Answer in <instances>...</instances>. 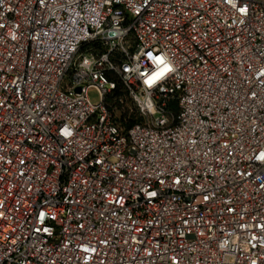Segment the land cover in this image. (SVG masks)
Segmentation results:
<instances>
[{
    "label": "built area",
    "instance_id": "2783aa9c",
    "mask_svg": "<svg viewBox=\"0 0 264 264\" xmlns=\"http://www.w3.org/2000/svg\"><path fill=\"white\" fill-rule=\"evenodd\" d=\"M0 264H264V0H0Z\"/></svg>",
    "mask_w": 264,
    "mask_h": 264
},
{
    "label": "rangeland",
    "instance_id": "374dc122",
    "mask_svg": "<svg viewBox=\"0 0 264 264\" xmlns=\"http://www.w3.org/2000/svg\"><path fill=\"white\" fill-rule=\"evenodd\" d=\"M88 97H89V100H90V102L91 103H93V104H96L97 102H98V100H99V96H98V93H97V91L96 90H94V89H90L89 91H88ZM124 107H125V109H127L128 111H135L134 110V108H133V105H132V103L129 101V99H125V101H124Z\"/></svg>",
    "mask_w": 264,
    "mask_h": 264
},
{
    "label": "trees",
    "instance_id": "16d2710c",
    "mask_svg": "<svg viewBox=\"0 0 264 264\" xmlns=\"http://www.w3.org/2000/svg\"><path fill=\"white\" fill-rule=\"evenodd\" d=\"M125 92H124V90H123V88H122V86H121V84L120 83H118V86H117V88L114 90V94L115 95H123ZM129 114L130 116H134L135 115V111H128L127 109H125L124 110V114Z\"/></svg>",
    "mask_w": 264,
    "mask_h": 264
},
{
    "label": "snow or ice",
    "instance_id": "6c2138e0",
    "mask_svg": "<svg viewBox=\"0 0 264 264\" xmlns=\"http://www.w3.org/2000/svg\"><path fill=\"white\" fill-rule=\"evenodd\" d=\"M163 73H161L160 75H162ZM149 83H151V81H149Z\"/></svg>",
    "mask_w": 264,
    "mask_h": 264
},
{
    "label": "water",
    "instance_id": "95a60500",
    "mask_svg": "<svg viewBox=\"0 0 264 264\" xmlns=\"http://www.w3.org/2000/svg\"><path fill=\"white\" fill-rule=\"evenodd\" d=\"M78 90V89H77Z\"/></svg>",
    "mask_w": 264,
    "mask_h": 264
}]
</instances>
